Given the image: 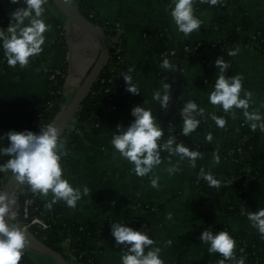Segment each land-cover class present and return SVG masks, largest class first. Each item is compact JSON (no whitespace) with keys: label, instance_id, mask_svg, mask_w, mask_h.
<instances>
[{"label":"crops","instance_id":"crops-1","mask_svg":"<svg viewBox=\"0 0 264 264\" xmlns=\"http://www.w3.org/2000/svg\"><path fill=\"white\" fill-rule=\"evenodd\" d=\"M80 9V5L92 8L99 17L121 32V48L124 51V63L133 65L135 75L133 82L140 88V95L123 91L127 97V107L121 110L108 111L102 114V126L96 129L94 119L85 120L73 142L72 132L75 120L71 123L68 133L62 139L65 141V150L68 155L62 157L64 177L74 187L87 185L91 190L77 203L75 209L69 208L65 202L64 211L56 217L58 224L93 223L107 232L103 236L90 238L88 246L98 264H122L121 257L127 251L124 245H117L111 234V225L119 222L134 226L142 224L145 231L155 241L153 247L162 249L161 258L165 264H217L216 253L209 254V245L199 239L205 230L213 233L232 222L218 209L203 206L205 193L196 185L193 179L198 176L201 167L211 171L215 177H224L232 168L230 159L221 158L218 165L213 164L212 150H203V159H198L196 167L189 166L188 161L180 164L181 171L169 175L166 168L170 167L168 159L154 169L151 177L159 176V189L151 187L150 177L135 176L132 165L123 159L111 145L114 133L119 134L117 125L127 128L131 111L135 106L151 109L156 122L161 121L166 109L161 108L153 94L158 90L161 80L159 70L170 72L161 67V63L154 53V45L142 40L144 32L159 31L169 28L176 31L184 40L189 42L205 41L213 43V47L197 53L189 60L183 61V84L180 93L181 99L195 100L204 109L224 113L219 106L209 102V95L214 90L219 68L211 59L212 51L222 37H229L234 32L238 34L239 47L236 56H231L234 62V76L242 74L243 87L253 93L254 103L250 111L259 110L264 113V0H231L225 9H202L195 15L203 21L199 31L184 36L176 28L171 19L172 0H71ZM199 2V0H196ZM20 4H12L10 0H0V10L11 19L10 14ZM44 19L52 25L47 32L44 51L30 59L28 67L21 69L19 65L10 67L0 58V149L8 146L6 133L15 130L25 131L29 128L33 114L42 108L46 102L49 90V73L54 69H64L66 72L64 88L67 102L87 75L101 49V41L93 33L83 29L76 23L69 21L66 16L53 4L45 5ZM27 23V22H26ZM64 30L61 39L59 27ZM6 30L7 27L0 26ZM59 44V45H57ZM234 50V49H233ZM207 78L210 81L207 82ZM236 115L225 128H221L211 143L207 142L206 132L191 133L184 136V143H206L216 146L226 144L231 134L239 133V124L249 125L243 116V111L236 109ZM226 114V113H225ZM171 127L182 132L183 119H172ZM260 148L264 153V135L260 140ZM10 157L0 155V165ZM172 164H176L178 157H172ZM248 153L241 154V161H249ZM264 169V160L258 165ZM11 172H0V187H2ZM245 198L237 199L238 192L228 190V195L222 202L221 209L230 203L238 202L242 208L233 224L237 229L246 230L244 243L254 245L252 234L256 233L258 248L263 251L261 258L264 264V239L251 225L247 213L264 208V174L256 179L253 175L247 177L245 183ZM14 210L20 208V199L17 193ZM51 200V195L47 200ZM114 202V203H113ZM168 213L172 219L168 220ZM128 214V217H127ZM171 240V246L165 247V242ZM65 254L70 259V245L62 244ZM147 251V250H146ZM27 255L34 264H56L49 256L28 249ZM245 257V264H250ZM225 264H232L227 261Z\"/></svg>","mask_w":264,"mask_h":264},{"label":"clouds","instance_id":"clouds-1","mask_svg":"<svg viewBox=\"0 0 264 264\" xmlns=\"http://www.w3.org/2000/svg\"><path fill=\"white\" fill-rule=\"evenodd\" d=\"M12 4H20L21 0H10ZM196 0H172L174 7L170 15L178 31L184 36H189L199 31L203 21L194 12ZM200 3H208L211 6L222 5L224 0H199ZM48 0H23L24 7H18L10 16V23L6 30L0 29V41L4 50L7 64L10 67L19 65L21 69L28 67L30 59L40 55L46 44V33L52 30V25L46 23L44 13ZM27 22V23H26ZM239 47L228 51L227 55L236 56ZM215 65L219 68V76L216 79L214 90L209 95V102L213 106H219L224 113H231L235 118L236 109L243 111L245 121L250 125L253 132L259 130L264 133V115L259 110L250 111L254 103L253 93L243 87L244 77L242 74L227 77V69L231 66L221 57L217 58ZM161 67L165 70L175 72L177 67L167 58L163 60ZM134 67H129L128 72L121 73L125 83L126 91L140 95V88L133 82L132 72ZM173 88L170 83H163L162 89L153 94V99L158 101L161 108L168 109L172 100ZM205 109L200 107L194 100L187 101L181 111L183 118L182 133L189 136L197 130L201 124L198 117L205 116ZM131 115L134 121L125 128L117 125L119 134L116 132L111 139V145L119 155L128 161L133 167L132 173L140 178L150 177L152 188L159 189V176L151 177L154 169L160 166L162 160L161 152L166 151L171 165L165 171L171 176L181 171L180 164L185 160L189 166L196 167L198 159H203V154L198 150H192L184 143H178L172 137L165 141L164 130L157 124L156 117L151 109L135 106ZM218 128H225L227 121L215 113L209 114ZM8 146L0 149V155L10 157L4 164L0 165V172H11L17 182L27 185L33 194H38L46 200L51 195L45 207L51 211L53 205L63 201L72 209L84 196L91 192L87 185L74 187L64 177L65 169L62 167V157L68 155L65 150V141L61 138V129L55 123L40 125L39 133L25 130H15L6 133ZM207 142L213 141L212 133L206 136ZM172 157H178L176 164H172ZM219 148L213 152V164L220 163ZM206 181L209 188L220 189L225 183L215 177L211 171L200 168L197 181ZM114 203V202H113ZM15 199L11 193L0 191V264H20L25 252L28 250L30 241L26 231L18 223L17 213L14 210ZM251 225L258 230L264 239V208L247 213ZM167 219H172L168 213ZM11 221V223H9ZM111 234L116 244L124 245L127 251L122 255V264H165L161 258L162 249L153 247L155 241L143 230H135L125 224L116 222L111 225ZM199 239L203 244L209 245L208 253L220 254L217 264H245V257L239 259L235 256L236 240L229 232L222 230L213 233L205 230ZM172 241L165 242V247L171 246ZM147 250V251H146Z\"/></svg>","mask_w":264,"mask_h":264},{"label":"trees","instance_id":"trees-1","mask_svg":"<svg viewBox=\"0 0 264 264\" xmlns=\"http://www.w3.org/2000/svg\"><path fill=\"white\" fill-rule=\"evenodd\" d=\"M230 2L231 0H224V3L222 5L211 6L208 3L202 4L196 1L194 4V11L197 12L205 8L215 10L225 9L230 4ZM47 4L54 5L52 0H48ZM80 10L92 22L104 29V31L108 35H115L118 32V29L114 25L103 21L99 17L98 13H96L87 5L81 4ZM0 21L1 26H9L10 20L6 15H4L1 10ZM59 33L61 35V39H63L65 34L61 25L59 27ZM155 37H157V42L154 45V53L161 64L163 63V60L167 58L171 63L176 65V54L170 55V51L173 50L170 48L171 42H174L176 46L184 45V55L191 56L200 53L205 49L213 47V43H208L205 41H186L176 31H173L168 27L159 31L144 32L142 34V40L147 43H152ZM238 42L239 39L236 32H234L229 37H222L215 46L216 49L212 51V54L210 56L214 62L217 60V58L221 57L226 62L230 63L231 66L225 73L227 77L234 76V62L232 57L227 55V53L228 51L235 49ZM260 42L261 46L264 47V41L261 39ZM163 54L166 55L163 56ZM0 58L5 62L7 66H9L4 55L2 41H0ZM129 67L134 66L124 63V51L121 48L120 40L117 43H112L107 63L103 68L99 78L94 83L90 93L82 102L80 109L74 119L75 125L72 132L73 142L77 140V136L82 128V123L85 120L94 119L95 122L99 123V127H96V129H100L102 126V114L105 110L112 112L115 110H121L128 106L127 97L123 91V83L125 81L121 76V73L128 72ZM52 72L53 71H50L49 78ZM62 73L63 75L56 74L54 79H49V90L47 93L46 102L42 108H40L33 114L31 123L27 130L39 133L40 125L51 123L63 109L64 105L67 102V96L65 94L64 88V81L66 76V72L64 69H62ZM131 75L134 78L135 71L132 72ZM158 78L161 80L160 84L158 85V90H161L162 84L167 82L171 84L174 91L176 79L175 72H165L161 69L159 70ZM208 81H210L209 78H207V82ZM189 100L179 98L173 119H183L181 116V111L184 104ZM167 110L168 109H166V112ZM205 110V116L198 117L199 119H201V124L193 133L206 132L207 134L212 133L213 136L217 134V132L221 128H218L215 125V122L209 115L210 113H215L217 116L224 117L227 121L226 126L231 121V116L229 114L220 113L208 109ZM261 115H264V113H261ZM134 119L135 118L131 115L128 120L129 123L131 124ZM162 120L157 122V124H160L161 126ZM161 128L164 130L165 141L167 140L166 137H172L176 142L184 143L183 133L177 129L172 128L170 123L167 126ZM238 128L239 133L236 135L231 134L226 144L221 146L206 143L184 144L190 147L192 150H198L200 152L203 150L215 151L217 148H219L220 157L231 160V170L224 177L218 179H221L223 181H232L233 183H225L224 186H222L220 189L209 188L206 181L200 180L198 182L196 176L193 179L192 184L199 186L205 193V203L203 204V206L220 210V212H222V214L232 222V225L226 226L223 229H219L215 231L214 234L222 230L229 232L230 235L236 240L235 255L238 259L241 256H246L250 264H262L261 258L263 256V251L258 248V239L256 236L257 234L251 233L252 239L253 241H256V243H254V245H247L244 243V237L247 234V231L234 227L233 222L242 211L240 204L238 202H232L225 209H221L222 202L228 195L229 189L236 190L238 192L237 199L241 201L245 198L246 195L245 183L247 177L249 175H253L256 179H258L264 174V169L258 167L259 163L264 160V153L260 148V140L264 133H261L259 130L253 132L250 128V125L247 124H239ZM68 130L69 128L65 131L64 135L68 133ZM239 148H241V151H239ZM242 153H248L250 155V160L241 161ZM161 156L163 161L169 159L168 153L166 151H162ZM1 189L2 187H0V191ZM31 192V189L27 185H21L20 190L17 193L20 199V206L22 205L25 197L31 194ZM47 202L48 201L39 198L37 204L39 205L40 210L44 212V218L49 223V228H35L33 229V232L47 245L63 253L71 264H74L75 262H79L80 264H98V258L91 252L88 246V240L90 238L103 236L107 232V230L100 229L93 223H79L77 221H72L70 224H58L56 223V217L64 211L65 205L58 202L54 204L52 210L49 211L45 207V204ZM21 215L22 210L20 207L18 210V217L20 219ZM137 226V230H141L142 224L139 223L137 224ZM64 242H68L70 245V259L68 258L67 254H65V250L62 246ZM216 259L218 262L220 259H223V257L220 254L216 253ZM20 264L34 263L29 259L27 252H25Z\"/></svg>","mask_w":264,"mask_h":264},{"label":"water","instance_id":"water-1","mask_svg":"<svg viewBox=\"0 0 264 264\" xmlns=\"http://www.w3.org/2000/svg\"><path fill=\"white\" fill-rule=\"evenodd\" d=\"M54 5L66 16L69 21L76 23L83 29L96 35L101 41V49L99 54L88 71L87 75L83 78L81 84L75 91L72 98L66 102L61 112L57 117L51 122L55 123L61 129V138L63 137L65 131L70 127L71 123L74 121L77 112L80 109L82 102L86 99L90 93L94 83L99 78L103 68L105 67L109 51L112 43H117L121 39V32L118 31L115 35H108L104 29L92 22L88 17H86L79 7L71 0H52ZM170 48L176 50V67L175 71V87L173 91L172 100L170 102L169 108L161 122V127L167 126L175 115L176 105L179 101L182 84H183V61L191 59V55H184V45L176 46L174 42H171ZM168 137H166L167 139ZM2 163V162H0ZM21 186L11 174L5 184L2 186L1 191H7L14 195L17 189ZM11 223V221H9ZM18 223L21 225L19 219ZM21 227H23L21 225ZM24 228V227H23ZM25 229V228H24ZM27 238L30 241L28 249L37 251L44 255L51 257L56 264H71L65 255L58 250L47 245L41 238H39L32 230L25 229ZM74 264H80L75 262Z\"/></svg>","mask_w":264,"mask_h":264},{"label":"built area","instance_id":"built-area-1","mask_svg":"<svg viewBox=\"0 0 264 264\" xmlns=\"http://www.w3.org/2000/svg\"><path fill=\"white\" fill-rule=\"evenodd\" d=\"M175 54H176V51L174 49L170 51V55H175ZM164 55L166 54H163V56ZM56 74L63 75L62 69H54L49 79H54ZM95 123H96V127H99V123L98 122H95ZM239 151H241V148H239ZM20 187L17 189L16 193H18V191L20 190ZM39 198H40V195L33 194V192H31V194L25 197L24 201L22 202V205L20 206L22 210V215H21V219L19 217L18 219L21 225L25 229H29L33 231V229L35 228H38V229L49 228V223L44 218V212L40 210V207L37 204ZM134 227H135V230H137V227L136 226ZM70 254H71V251H70Z\"/></svg>","mask_w":264,"mask_h":264}]
</instances>
